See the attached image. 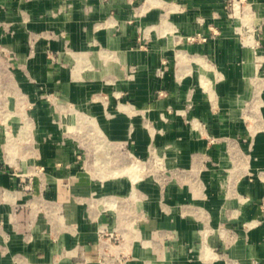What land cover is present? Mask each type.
I'll return each instance as SVG.
<instances>
[{
    "label": "crops",
    "instance_id": "1",
    "mask_svg": "<svg viewBox=\"0 0 264 264\" xmlns=\"http://www.w3.org/2000/svg\"><path fill=\"white\" fill-rule=\"evenodd\" d=\"M246 3L0 0V264H264Z\"/></svg>",
    "mask_w": 264,
    "mask_h": 264
},
{
    "label": "rangeland",
    "instance_id": "2",
    "mask_svg": "<svg viewBox=\"0 0 264 264\" xmlns=\"http://www.w3.org/2000/svg\"><path fill=\"white\" fill-rule=\"evenodd\" d=\"M234 2V0H228V3H229V6L232 8L233 7V3ZM246 2H248V0H246V1H244L242 4H240V5H242L237 11H236V13H237V15L241 18H247V16L249 15V12H250V9H249V7L247 6V3ZM243 5H245V6H243ZM239 11V12H238ZM241 30H243V28H241ZM257 122H253V121H251V124H256ZM75 126H74V129H75V131H80V130H82V126H84V124H83V122H82V116L81 115H78V120L77 121H75ZM27 128H29L28 126H27ZM7 131H10V132H14L13 131V127H7ZM145 166L143 165V164H140V163H135V164H133L132 166H130V167H127L125 170L127 171V172H130L132 175H133V177L136 179V178H138L141 174L140 173H138L139 171H142L143 170V168H144ZM24 189L25 190H29V191H32V189H33V187L32 186H29V184H25L24 185ZM261 208H262V212H263V215H264V199H263V201L261 202ZM105 253H103L104 255L103 256H105V257H109V256H111V253H112V251H109V249H105ZM203 251V250H202ZM201 251V252H202ZM215 251H217L218 253H220L223 257H222V259H227V264H243L242 262H241V260H239L238 258H231L230 256H228V255H226V257H224L225 256V254L222 252V251H220L219 249H215ZM198 253H199V257H203V255L201 254L200 255V251H198ZM251 263L252 264H261V263H259V261H258V259H252L251 260Z\"/></svg>",
    "mask_w": 264,
    "mask_h": 264
},
{
    "label": "bare ground",
    "instance_id": "3",
    "mask_svg": "<svg viewBox=\"0 0 264 264\" xmlns=\"http://www.w3.org/2000/svg\"><path fill=\"white\" fill-rule=\"evenodd\" d=\"M242 5H240V2L237 1L236 2V7H235V10L237 11ZM239 12V11H238ZM7 134L9 135L10 134V131L7 132Z\"/></svg>",
    "mask_w": 264,
    "mask_h": 264
},
{
    "label": "built area",
    "instance_id": "4",
    "mask_svg": "<svg viewBox=\"0 0 264 264\" xmlns=\"http://www.w3.org/2000/svg\"><path fill=\"white\" fill-rule=\"evenodd\" d=\"M237 1H239L240 2V4H242L244 1H246V0H234V2L232 3L233 4V7H236V2ZM106 251H104V253H105Z\"/></svg>",
    "mask_w": 264,
    "mask_h": 264
}]
</instances>
